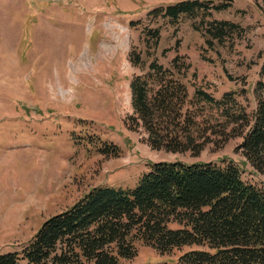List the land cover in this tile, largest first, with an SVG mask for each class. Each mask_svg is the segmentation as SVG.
<instances>
[{
    "label": "rangeland",
    "instance_id": "1",
    "mask_svg": "<svg viewBox=\"0 0 264 264\" xmlns=\"http://www.w3.org/2000/svg\"><path fill=\"white\" fill-rule=\"evenodd\" d=\"M183 1L194 0H0V255H21L50 217L94 188L135 189L153 163L233 162L264 191V176L239 150L240 127L234 132L215 102L196 96L200 89L253 115L264 2L214 0L219 9L178 22L156 12ZM201 21H230L241 32L210 48ZM177 56L191 65L185 112L197 121L195 140L186 152L155 150L135 118L130 83L152 61L168 68ZM136 248L124 264L171 263L208 249L160 254L142 241Z\"/></svg>",
    "mask_w": 264,
    "mask_h": 264
},
{
    "label": "trees",
    "instance_id": "2",
    "mask_svg": "<svg viewBox=\"0 0 264 264\" xmlns=\"http://www.w3.org/2000/svg\"><path fill=\"white\" fill-rule=\"evenodd\" d=\"M213 1H183L156 12L178 22L182 15L219 9ZM201 23L207 26L201 33L210 48L231 43L241 32V26L230 21ZM152 34L158 45L159 30ZM132 58L140 65L141 55ZM190 69L180 56L168 68L152 61L148 72L130 83L135 118L155 150L186 152L195 140L197 121L185 112L189 94L184 80ZM254 95L257 107L249 115L196 90V96L223 110L234 132L240 127L239 150L264 176V64ZM175 223L178 228L170 227ZM138 241L160 254L208 248L160 264H264V191L245 182L233 162L153 163L135 189L90 190L71 208L50 217L21 255H0V264H124L137 256Z\"/></svg>",
    "mask_w": 264,
    "mask_h": 264
}]
</instances>
